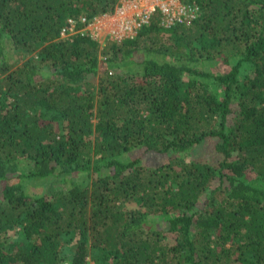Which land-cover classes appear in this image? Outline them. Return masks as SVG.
<instances>
[{
	"label": "trees",
	"instance_id": "trees-1",
	"mask_svg": "<svg viewBox=\"0 0 264 264\" xmlns=\"http://www.w3.org/2000/svg\"><path fill=\"white\" fill-rule=\"evenodd\" d=\"M118 2L0 0V264H264V0L60 39Z\"/></svg>",
	"mask_w": 264,
	"mask_h": 264
},
{
	"label": "built area",
	"instance_id": "built-area-1",
	"mask_svg": "<svg viewBox=\"0 0 264 264\" xmlns=\"http://www.w3.org/2000/svg\"><path fill=\"white\" fill-rule=\"evenodd\" d=\"M185 0H119L116 8L92 19L70 18L60 31V39L74 42L76 38L88 37L101 46L122 43L135 38L150 23L154 13L161 14V25H190L199 17L195 2Z\"/></svg>",
	"mask_w": 264,
	"mask_h": 264
},
{
	"label": "rangeland",
	"instance_id": "rangeland-1",
	"mask_svg": "<svg viewBox=\"0 0 264 264\" xmlns=\"http://www.w3.org/2000/svg\"><path fill=\"white\" fill-rule=\"evenodd\" d=\"M111 43H108L106 46H100V51L103 49L107 48ZM102 55L103 51L101 52ZM102 57V56H101ZM219 68L216 67L217 71ZM138 68L135 66L133 67V71L136 72ZM98 80H100L99 77H97V80H95L96 85H98ZM214 142H206L205 145L198 146L197 148L193 149L190 153L185 154V158L187 160L195 159L197 161H207V162H217L218 160V155L216 152L213 150ZM150 160H152L153 163H155L157 160L163 161V163H167L168 159L164 156L159 157L158 159L154 156L150 157ZM83 178L82 180H84ZM54 180V181H53ZM67 186L63 187L62 180L61 179H52V180H47V181H38V182H30L28 183V191L32 193H40L41 194H48L50 196L51 194L55 192H59L60 190H66ZM91 187V186H90ZM169 239L167 240L168 243H173L171 238L168 237ZM11 239L12 241L16 242H22L23 239L19 235L17 236L15 233L11 234ZM90 264H94L93 262H90Z\"/></svg>",
	"mask_w": 264,
	"mask_h": 264
},
{
	"label": "clouds",
	"instance_id": "clouds-1",
	"mask_svg": "<svg viewBox=\"0 0 264 264\" xmlns=\"http://www.w3.org/2000/svg\"><path fill=\"white\" fill-rule=\"evenodd\" d=\"M101 46V45H100Z\"/></svg>",
	"mask_w": 264,
	"mask_h": 264
}]
</instances>
